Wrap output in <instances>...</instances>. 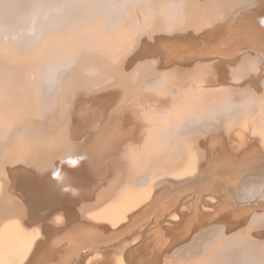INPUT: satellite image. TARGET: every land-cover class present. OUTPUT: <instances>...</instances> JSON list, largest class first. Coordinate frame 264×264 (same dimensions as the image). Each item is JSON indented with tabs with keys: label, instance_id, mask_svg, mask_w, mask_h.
<instances>
[{
	"label": "bare ground",
	"instance_id": "bare-ground-1",
	"mask_svg": "<svg viewBox=\"0 0 264 264\" xmlns=\"http://www.w3.org/2000/svg\"><path fill=\"white\" fill-rule=\"evenodd\" d=\"M0 264H264V0H0Z\"/></svg>",
	"mask_w": 264,
	"mask_h": 264
}]
</instances>
